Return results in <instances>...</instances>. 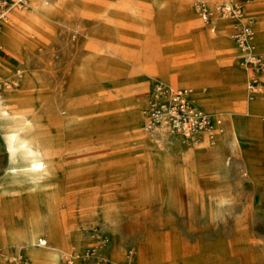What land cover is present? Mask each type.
I'll return each mask as SVG.
<instances>
[{
  "label": "rangeland",
  "instance_id": "374dc122",
  "mask_svg": "<svg viewBox=\"0 0 264 264\" xmlns=\"http://www.w3.org/2000/svg\"><path fill=\"white\" fill-rule=\"evenodd\" d=\"M51 1L0 48L26 98L0 105V264H264V68L236 39L264 62V0ZM157 81L223 118L214 145L149 129ZM17 132L42 169L20 142L8 168Z\"/></svg>",
  "mask_w": 264,
  "mask_h": 264
},
{
  "label": "built area",
  "instance_id": "2783aa9c",
  "mask_svg": "<svg viewBox=\"0 0 264 264\" xmlns=\"http://www.w3.org/2000/svg\"><path fill=\"white\" fill-rule=\"evenodd\" d=\"M26 2L27 0H0V28L1 21L8 16L10 10L22 7ZM252 32V25L248 23L236 34L237 43L242 50H250L249 37ZM254 56H248L249 62L255 61L263 69L264 62ZM21 76L20 71H17L12 79L5 80L0 77V96L19 84ZM259 86L261 82L255 78L248 84L251 90H256ZM145 116L150 130L168 128L189 140H196L203 133L213 135L224 131V121L220 115L212 116L192 103L187 88H176L163 81H157L149 92Z\"/></svg>",
  "mask_w": 264,
  "mask_h": 264
},
{
  "label": "bare ground",
  "instance_id": "6f19581e",
  "mask_svg": "<svg viewBox=\"0 0 264 264\" xmlns=\"http://www.w3.org/2000/svg\"><path fill=\"white\" fill-rule=\"evenodd\" d=\"M51 2H52L51 0H45L44 3H51ZM27 7H28V4L26 2V4L24 6H22V7L12 8L10 10L8 16L1 21V28H3V26H5V28H4V34L0 37V48L1 49H4L3 47H5V50H4L5 53L7 52V50H13V48L16 45V39L18 38V36L24 34V32L22 31L23 30V27L29 26V25H33V24H44L45 23L44 20L38 15L37 12H35L33 14H28L27 12L24 11V9H21V8H26L27 9ZM11 12H12V14L10 15ZM9 16H10V19H9ZM1 28H0V30H1ZM251 36L253 38L254 33L251 34L250 37ZM249 45H250V50H247V51L243 50L244 52H249L246 56H250V55L254 54L253 52H251L252 51V41L251 42L249 41ZM7 54H8V52H7ZM212 88L213 87H211V90H212ZM200 92L202 93V91H200ZM203 93H211V92H203ZM204 95L201 96L200 104L201 105H210V106H208V109L210 111H212V112H215L214 111V107L211 106L212 104H210V103L205 104L206 100L209 101L210 99L213 98L212 93L210 95H207V96H204ZM22 100H26L25 96H23V95L18 96L14 92H11L6 98H5V96H0V105H7V106H10V107H14V106H16ZM190 100H191L192 103L198 105L197 103L194 102V100L192 98V93L190 94ZM3 111H4V109H3ZM236 128L237 127H236L235 123L231 121L230 122V125H229V128L228 129L226 128L228 130V131H226L227 132L226 134H228V133H230L232 131L236 132L237 131ZM166 129L167 128H162V130H166ZM168 131H170V130H168ZM163 132H165V131H163ZM178 135H180V134H178ZM214 136H215V133L213 135H206V134H204L202 136L203 139H202L201 145L204 144L205 141H208L209 144H206L201 149H197V150L200 151L202 149H206V148L210 147L211 145H214L215 144L214 141H213L214 140ZM174 139H175L174 141L176 142V144H174L173 147H175L176 150L180 151L181 146L179 144V141H180L179 140V137L178 136H175ZM220 140H221V138H220ZM19 142L22 143V144H24L25 151L28 152V155H32V156L35 157V160H36V164H35L36 165V168L37 169H42L45 166V161L39 155V151L36 148V146H34V144H32L30 146L29 145H25V143H27V141L26 140H22V134H21V132H17V133H14L13 134L11 143L9 145L8 150H9L10 166L8 168L9 169H13L15 172H17L18 169H19V167H20L15 162H13V160H11L12 159L11 158V156H12L11 154L14 151L13 145L14 144H18ZM197 150H190V151L191 152H195Z\"/></svg>",
  "mask_w": 264,
  "mask_h": 264
},
{
  "label": "crops",
  "instance_id": "0c3cea01",
  "mask_svg": "<svg viewBox=\"0 0 264 264\" xmlns=\"http://www.w3.org/2000/svg\"><path fill=\"white\" fill-rule=\"evenodd\" d=\"M14 11V10H13ZM12 11V12H13ZM12 12L10 13V15L12 14ZM3 58L4 59H6L7 61H9V59L7 58V54H4L3 55ZM10 60H12V59H10ZM17 71H19V70H16L14 73H13V75H11L10 77H9V79H12V78H14L15 76H16V72ZM0 77L2 78L3 76L0 74ZM3 78H5V77H3ZM8 78V77H7ZM21 80H22V76H21V78H20V81H19V83L21 82ZM163 82H165V81H163ZM165 83H167V84H169V85H171V86H173V87H176V88H185V87H177V86H175V85H173L172 83H168V82H165ZM155 84V83H154ZM154 84L152 85V87L154 86ZM152 87H151V89H152ZM151 89L149 90V92L151 91ZM8 90H6V91H4L3 93H2V95L1 96H4L5 94H6V92H7ZM149 92H148V94H149ZM148 94H147V99H148ZM147 102V101H146ZM146 105H147V103H146ZM202 108V107H201ZM202 109H204V108H202ZM205 110V109H204ZM206 111V110H205ZM206 112H208V111H206ZM224 128H225V122H224Z\"/></svg>",
  "mask_w": 264,
  "mask_h": 264
}]
</instances>
